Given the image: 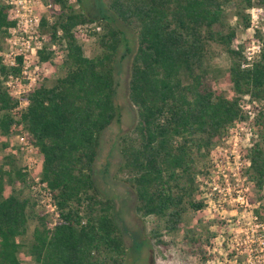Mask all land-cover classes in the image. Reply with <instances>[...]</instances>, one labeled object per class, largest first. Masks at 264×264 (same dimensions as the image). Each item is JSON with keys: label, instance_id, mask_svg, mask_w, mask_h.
<instances>
[{"label": "trees", "instance_id": "16d2710c", "mask_svg": "<svg viewBox=\"0 0 264 264\" xmlns=\"http://www.w3.org/2000/svg\"><path fill=\"white\" fill-rule=\"evenodd\" d=\"M76 1L74 9L67 0H50L58 10L49 21L40 17L45 42L36 50L38 61L50 58L51 45L63 57L54 79L36 81L22 95L23 106L3 83L18 68L4 66L0 57V140L22 133L39 152L37 179L57 212L53 220L34 197L22 194L28 173L12 154L3 155L0 264H122L125 248L114 204L96 186L92 166L101 132L118 116L113 77L123 43L135 121L119 136L115 176L132 189L134 213L154 219L150 238L161 243L160 230H184L187 253L203 263L209 258L206 244L188 227L186 214L203 208L197 178L208 174L211 148L247 119L239 106L244 100L254 111L255 132L239 150L242 173L257 191L264 187V38L255 27L259 50L241 67L244 48L232 46L235 27L228 22L233 16L243 29L249 27L248 10H264V0H104L103 9ZM86 22L100 26L92 32L91 56L84 54L76 30ZM14 24L0 0V51ZM222 54L228 59L223 72L214 61ZM220 75L229 96L216 86ZM252 214L263 219L264 206H254Z\"/></svg>", "mask_w": 264, "mask_h": 264}, {"label": "rangeland", "instance_id": "374dc122", "mask_svg": "<svg viewBox=\"0 0 264 264\" xmlns=\"http://www.w3.org/2000/svg\"><path fill=\"white\" fill-rule=\"evenodd\" d=\"M42 5L47 0H39ZM87 5L94 4L103 9L104 0H80ZM67 3L77 9L76 0ZM253 8H256L255 6ZM57 11L53 5L50 9L38 7L39 15H50ZM249 19H256V29L259 36L264 38V10L257 7V11L248 10ZM256 15V18L251 17ZM228 22L235 27V38L232 46L243 45L245 48L250 40L257 38L252 35L254 28L243 29L233 16ZM96 22L84 23L78 28V40L83 52L91 56L94 52V37L92 32ZM100 27V26H99ZM126 35V42H128ZM247 41V43H245ZM124 43L120 46L114 65V93L113 100L117 108V119L113 120L100 134L96 158L92 166L93 180L98 189L114 204L113 214L118 220L121 237L125 248L122 264H264V218H254L252 208L264 206V187L257 191L242 173L245 161L240 156L242 148L248 146L254 138L255 129L252 120L232 125L223 140L211 148L207 175L198 176V199L204 204L196 212L186 214L187 225L194 234L199 235L200 242L205 243L206 254L209 258L200 263L197 257L187 253L188 243L184 242V230L174 233H162L156 243L150 238V230L154 228L152 217L141 218L134 213L135 197L132 189L115 176L116 167L120 161L118 151L119 136L128 130L135 121V112L127 99V75L129 56L124 51ZM53 53L45 62H38L39 80H52L58 73L59 62L63 53L59 48H53ZM215 63L223 72L228 59L224 54L215 58ZM217 88L225 95H231L230 87L224 82L222 75L216 81ZM254 112V111H253ZM5 141L11 148H3ZM0 140V162L5 154H12L15 164L23 167L28 173L27 182L31 184L37 178V170L41 162V155L25 139L24 134L18 133ZM13 188L18 189L17 184ZM242 199H236V194ZM22 194L32 196L29 186ZM27 236L31 231L29 225ZM21 259H24L20 255Z\"/></svg>", "mask_w": 264, "mask_h": 264}, {"label": "built area", "instance_id": "2783aa9c", "mask_svg": "<svg viewBox=\"0 0 264 264\" xmlns=\"http://www.w3.org/2000/svg\"><path fill=\"white\" fill-rule=\"evenodd\" d=\"M3 1L9 6V13L14 19L15 24L7 29V37L3 49L0 51L1 63L6 67L18 68L16 74L8 73L3 83L9 87L10 95L18 100V105L23 106L26 104V100L22 98V95L32 88L36 81H39V71L37 68L39 61L37 59L36 50L45 42V33L39 31V20L41 15L36 13V9L38 7L50 9L53 5H51L50 0H47L44 5H42L39 0ZM250 11H257V7H252ZM42 16H45L48 21L51 18L50 15ZM251 17L256 18V15L251 14ZM249 22L250 28L256 27V19L250 20ZM76 29L78 30V28ZM93 29L98 31L99 26H94ZM259 47L260 41L258 38L250 40L249 45L243 50L245 61H242L241 67L250 65ZM53 48L54 46L51 45L50 49ZM245 98L247 97H244V99ZM239 106L247 116L245 121L252 120L254 112L250 103L244 100ZM240 122H236L235 124ZM231 127L228 129H231ZM29 191L37 204L55 220L57 216L56 205L45 185L36 178L29 185ZM236 199L241 200L242 195L237 193Z\"/></svg>", "mask_w": 264, "mask_h": 264}]
</instances>
